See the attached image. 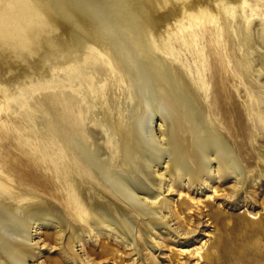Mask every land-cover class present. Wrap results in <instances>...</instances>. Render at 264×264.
Segmentation results:
<instances>
[{
	"label": "bare ground",
	"instance_id": "bare-ground-1",
	"mask_svg": "<svg viewBox=\"0 0 264 264\" xmlns=\"http://www.w3.org/2000/svg\"><path fill=\"white\" fill-rule=\"evenodd\" d=\"M102 3L104 11L93 14L98 27L94 34L108 44L118 62L122 57L126 64L133 63L130 50L148 52L146 34L137 31L135 17L127 12L130 9L123 0ZM92 32L80 29L73 43L66 37L55 42L61 51L68 52L69 60L80 62L82 52L93 44L87 42ZM138 62L144 73L141 85L133 90L108 85L107 91H102L99 104L105 118L101 123L91 126L87 122L100 114L96 106L87 117L82 116V98H69L68 105L76 113L65 111L61 96L56 100L57 114L51 120V130L45 133L55 145L52 153L56 163V171L48 174L44 185L47 197L24 210L0 206V258L7 264H45L39 261L44 251L61 252L67 264H93L95 256L111 252L101 243L103 237L108 241L114 238L128 252V264H172L167 242L183 246L175 264L213 261L211 253L188 246L198 241L201 227L208 226V217L215 215L214 211L205 215L203 209L208 205L195 197L211 192L207 200L225 197L226 201H236L264 177V166L253 178L246 176L231 140L236 137L231 133L232 125L239 127L243 140L248 138V117L253 115L264 135V91L256 103L258 109L247 100L236 104L231 98L225 99L227 85H214L210 94L202 85L203 99L200 88L188 85L181 73L177 75L178 85H156L155 75L146 74L147 64ZM93 86L89 85L90 95L97 93ZM208 115L227 123L228 136L207 119ZM116 129L122 132L110 144L107 136ZM258 152L264 161V151ZM3 178L0 171V180ZM226 182L232 184L226 194L214 187ZM196 214L197 225L192 218ZM137 215L152 225L151 230H139V244L133 237ZM49 221L53 222L54 234L42 238L41 227ZM4 228L12 231L4 232ZM119 259L122 263V257Z\"/></svg>",
	"mask_w": 264,
	"mask_h": 264
},
{
	"label": "rangeland",
	"instance_id": "rangeland-1",
	"mask_svg": "<svg viewBox=\"0 0 264 264\" xmlns=\"http://www.w3.org/2000/svg\"><path fill=\"white\" fill-rule=\"evenodd\" d=\"M102 1L0 0V171L4 175L0 180V206L24 210L47 197L44 185L56 171V163L52 153L55 145L45 133L51 130V120L57 114L56 100L61 96L65 111L76 113L68 101L82 98V116L87 117L96 106L100 114L87 122L91 126L101 123L105 111L99 98L108 85H118V89L124 86L126 90L141 85L143 72L138 59L147 64L146 74L155 75L156 85H178L176 79L181 73L188 85L200 90L205 85L209 94L214 85H227L225 99L231 98L236 104L247 100L258 109L256 103L264 91V0H123L130 9L127 12L135 17L137 31L146 34L148 51L130 50L135 58L130 64L122 57L118 62L108 44L94 34L98 27L93 14L104 11ZM85 28L93 30V39L87 37L93 44L82 52V61L69 60L68 52L61 51L55 41L66 37L73 43L77 31ZM89 85H94L97 93L90 95ZM251 118L248 138L243 140L239 127L232 125L231 133L236 137L231 140L235 141L232 146L246 176L253 178L264 166L258 152L264 151V135L256 126V116ZM207 119L228 136L227 123L222 124L213 115ZM121 132L116 129L108 134L110 144ZM231 185L226 182L214 187L226 194ZM209 195L211 192L195 198L208 205L203 209L205 215L212 211L215 215L208 217V226L201 227L198 241L188 245L191 250L201 247L203 254L213 255L212 262L199 264H264V177L236 201H226L225 197L207 200ZM64 205L67 207V203ZM197 215H192L196 225ZM52 223H43L42 238L54 234ZM151 226L149 220L137 215L136 244L140 242L139 230H151ZM101 243L111 252L95 256L93 264L129 263L128 252L114 238L108 241L103 237ZM166 246L172 264L177 263L181 257L176 255L183 246L173 242ZM39 261L67 264L59 251H44ZM0 264L7 263L0 258Z\"/></svg>",
	"mask_w": 264,
	"mask_h": 264
}]
</instances>
